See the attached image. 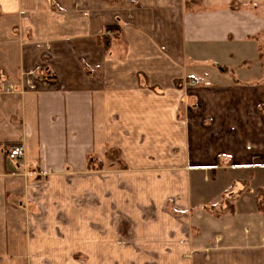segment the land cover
I'll return each mask as SVG.
<instances>
[{"label":"crops","instance_id":"obj_1","mask_svg":"<svg viewBox=\"0 0 264 264\" xmlns=\"http://www.w3.org/2000/svg\"><path fill=\"white\" fill-rule=\"evenodd\" d=\"M186 1L0 0V257L264 264V0Z\"/></svg>","mask_w":264,"mask_h":264},{"label":"rangeland","instance_id":"obj_2","mask_svg":"<svg viewBox=\"0 0 264 264\" xmlns=\"http://www.w3.org/2000/svg\"><path fill=\"white\" fill-rule=\"evenodd\" d=\"M118 24V23H117ZM117 24H113V25H117ZM111 33V32H110ZM110 33L109 36H110ZM118 38V37H116ZM119 39V38H118ZM9 147V146H8ZM6 148V153H7V149ZM109 158L107 161V167H109L110 169H119V170H126L128 169V166L126 164V162L122 159V154L120 152V150H113L110 151L109 153ZM105 162H100V161H92L91 162V166L96 165V167H103L102 169H104L106 167V165L104 166ZM39 186V184L37 185ZM83 199V198H82ZM88 203V202H87ZM86 203V206H87ZM263 203H264V199H263ZM229 206L230 204L227 203ZM221 205H218L217 203L214 204H209V206H206V209L210 210V212L212 213H219L221 211V209L219 208ZM261 206V205H260ZM264 208V207H263ZM226 211H229V208L225 209ZM114 212V216H113V224H112V231H113V235L114 237H128L132 232L130 231V224L128 223V219L124 217L123 213L120 212V210H118L117 208L114 207L113 209ZM62 226H53V232L56 233H61V235H63V233H76L78 231V229L82 228L83 225L81 224H67L64 227V230H61ZM40 229L42 230H48L51 228V226H44L41 225L39 226ZM69 229V231H67ZM37 230V226H34L33 231ZM83 231V229H81ZM97 230L98 232H104L105 227L104 226H97ZM65 231V232H62ZM133 233V232H132ZM57 236V234H56ZM123 242V241H121ZM118 241H114V251L113 255H108V256H88V254L83 250L84 247L81 246V248H83L82 250H77L79 247L77 246L76 242L72 241V240H66L64 242H61L62 244L66 245L65 246V253L60 254L59 256H49L47 255L46 252L38 255V256H34L32 257V263L31 264H137L138 263V258L135 256H130L127 255L125 253H127V251H122L119 245H121L122 247L124 246L123 243H127V241L121 243ZM38 244L41 245H46L47 242H37ZM52 245L57 244V241H52L50 242ZM53 249L55 247H52ZM152 259V258H150ZM146 261V260H145ZM23 258H5V257H0V264H23Z\"/></svg>","mask_w":264,"mask_h":264},{"label":"trees","instance_id":"obj_3","mask_svg":"<svg viewBox=\"0 0 264 264\" xmlns=\"http://www.w3.org/2000/svg\"><path fill=\"white\" fill-rule=\"evenodd\" d=\"M195 1H198V0H188L186 1V7L187 8H190V6H192L194 4ZM114 33V36L115 37H118V38H122L121 36V25L120 24H117V25H108V26H105L104 29H103V32L101 34V41H102V44L105 48V50L110 53L111 51V47H112V42H113V37L108 33ZM261 208L264 207V203L261 204L260 206ZM229 209H233V207L230 205Z\"/></svg>","mask_w":264,"mask_h":264},{"label":"built area","instance_id":"obj_4","mask_svg":"<svg viewBox=\"0 0 264 264\" xmlns=\"http://www.w3.org/2000/svg\"><path fill=\"white\" fill-rule=\"evenodd\" d=\"M191 79H195L194 74H190ZM31 83V81H28ZM8 156L13 160H19L25 155V147L22 143H15L8 147L7 149Z\"/></svg>","mask_w":264,"mask_h":264}]
</instances>
